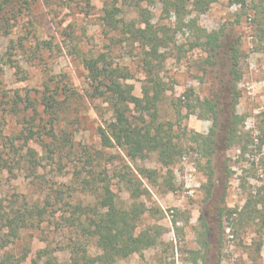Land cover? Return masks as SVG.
<instances>
[{
	"label": "rangeland",
	"instance_id": "obj_1",
	"mask_svg": "<svg viewBox=\"0 0 264 264\" xmlns=\"http://www.w3.org/2000/svg\"><path fill=\"white\" fill-rule=\"evenodd\" d=\"M9 1L0 30V202L8 217L15 211L44 212L20 223L18 237L8 236L10 229L0 221V264H71L73 248L89 257L101 255L96 239L77 233L68 219L74 205L94 206L106 185L118 205L130 206L131 192L121 182L124 173L141 182L139 201L148 209L134 235L149 229L160 235L155 245L114 264H264V0H219L207 13L187 18H196L208 32H221V48L213 52L193 48L195 33L179 30L175 16L163 13L161 0L142 2L139 8L125 0ZM112 4L121 13L118 27L111 30L103 17ZM141 11L149 14L155 29H168L169 40L157 54L130 34L129 29L145 27ZM101 54L128 75L124 81L137 97L150 87V77L168 87L158 121L172 126L181 150L169 168L159 163L157 153L131 162L117 146H102L99 128L112 120V112L105 100L86 95L91 87L83 63ZM58 85L74 95L53 140L45 135L50 126L43 107L39 116L26 107L28 97L39 103L47 86L53 91ZM229 88L240 97L232 98ZM189 90L200 100L224 95L211 182L203 167L206 160L183 133L207 135L214 124L200 119L199 109L189 114L183 107ZM65 94L59 99L64 101ZM130 109L131 120L138 121L140 114ZM232 112L245 121L240 144L228 148ZM144 119L150 121L148 115ZM28 122L35 137L26 140ZM143 170L156 174L149 178L140 174ZM90 175L103 181L97 192L83 187ZM170 183L175 190H169ZM205 227L210 230L207 249L200 241Z\"/></svg>",
	"mask_w": 264,
	"mask_h": 264
},
{
	"label": "trees",
	"instance_id": "obj_2",
	"mask_svg": "<svg viewBox=\"0 0 264 264\" xmlns=\"http://www.w3.org/2000/svg\"><path fill=\"white\" fill-rule=\"evenodd\" d=\"M136 8L141 6L142 2H152L153 0H125ZM219 0H161L163 13L170 16L173 14L176 18L177 28L179 30L187 28L195 33V41L193 48H201L205 51H216L221 48V32L211 31L208 32L201 29L197 23L196 18L188 17L201 15L207 13L211 6ZM230 4H244V0H229ZM11 1L7 0L0 5V30L3 28L2 23L7 20L6 9L10 6ZM141 10V9H140ZM121 13L116 5L112 4L104 10L103 21L109 29H116L118 26L117 16ZM142 22L145 27L139 29H129L132 37L144 43L151 49V55L157 54L158 48L169 40V33L166 27L155 29L152 25L149 14L142 13ZM131 27L130 25H126ZM235 51V49H233ZM236 52V51H235ZM234 52V53H235ZM238 60L235 58V63ZM84 67L87 71V78L90 81L91 90L86 95L91 99H103L110 107L112 112V120L106 123L105 128H99V135L103 147H113L125 151L126 156L131 162L136 161L138 158L143 157L148 153H157L159 163L169 168L174 164L176 157L181 154V150H177V143L174 141L172 126L166 127V124L158 121V106L162 101L164 94L169 90L163 80L157 77H150V87L143 90V96L137 97L133 94L134 87L128 85L124 80L128 78L119 67H114L111 62L107 60L105 54L97 57H86L83 59ZM149 65L150 63L147 62ZM230 90V91H229ZM228 92L232 98H239L240 94L235 93L234 90L229 88ZM66 95L64 101L59 97L62 94ZM73 93L67 87L58 85L53 91L47 86L41 100L37 103L31 97L27 98V110H32L36 116H39V108L43 107V112L48 116L47 123L50 126L49 133L46 136L53 140H57L56 129L61 121V114L66 110V106L72 100ZM193 91L189 90L184 95L185 105L189 114H195L199 109L198 117L200 119L213 120L214 126L211 128L210 133L202 135L199 133L186 132L183 133L193 144L194 150L206 160L203 167L207 170L206 175L208 180L212 181V168L211 159L217 152L219 143L216 140V127L219 120V103L222 93H216L215 101L211 99L200 100L199 98H192ZM180 101H182L180 99ZM67 103V104H66ZM133 106L135 111L140 114L138 121H132L130 118L131 109ZM148 115L150 121L144 119ZM244 119L238 117L236 113L232 112L228 119L226 128L225 144L228 148H232L240 144L238 138L240 137V126L244 124ZM28 130L29 135H24L27 139L35 137L33 131V123ZM48 126V125H47ZM47 128V127H46ZM64 145H70V140L67 137H62ZM13 145V140H10ZM36 152L31 151L34 156ZM35 165V161L32 162ZM141 175L153 177L156 172L143 170L140 171ZM89 180L83 181L84 189H92L97 192L101 189V178L97 179L90 175ZM131 192L132 204L128 207L118 205L116 194H114L108 185L103 186L102 191L97 193V202L94 206L87 205H74L72 207L71 217L68 221L72 228H75L77 233H83L89 237L95 238L98 248L102 254L97 257H89L85 252L80 253L77 248L72 251L71 264H114L117 260L127 259L133 254H140L144 247L155 245L157 236L150 233V229L135 236L134 233L139 226L142 216L148 212L145 204L140 202L139 199L142 195L141 182L133 175L124 173L123 180ZM169 190H175L173 183H170ZM94 194V193H93ZM3 205L0 202V221H5L4 226L10 229L8 236L18 237L17 229L20 223H25L27 220H32L38 216H42V212L22 213L20 211L12 212L13 216L8 217V213L3 215ZM7 217H6V216ZM210 230L205 227L201 232L200 241L204 249L208 248L207 236ZM46 256L52 253L44 252ZM40 255V254H39ZM197 260V258H195ZM4 264V263H2ZM32 264H38L34 260Z\"/></svg>",
	"mask_w": 264,
	"mask_h": 264
}]
</instances>
